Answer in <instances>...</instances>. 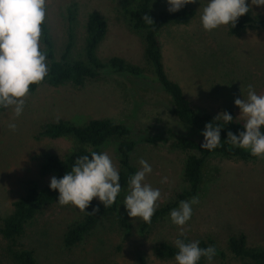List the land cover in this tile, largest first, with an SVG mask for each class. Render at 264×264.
Returning a JSON list of instances; mask_svg holds the SVG:
<instances>
[{"label":"rangeland","instance_id":"obj_1","mask_svg":"<svg viewBox=\"0 0 264 264\" xmlns=\"http://www.w3.org/2000/svg\"><path fill=\"white\" fill-rule=\"evenodd\" d=\"M135 1L47 0L45 25L57 57L67 41L68 9H73L75 16L73 59L83 57L86 20L90 13H97L107 23V33L97 47L98 58L107 61L120 57L142 68L149 80L106 74L81 87L41 85L25 98L19 118L11 120L10 109L6 111L8 115H0V228L2 220L11 214L13 203L24 196L31 182L40 187L50 184L53 175H40L44 158L55 155L62 159L76 148L71 139L40 135L44 125L57 121L82 125L92 119H108L129 127L131 139L136 142L132 163L138 171L139 160L147 161L152 172L146 182L161 192L156 210L173 205L177 194L186 188V154L174 147L166 130L172 128L182 134L187 130L170 115L169 98L152 80L151 68L144 59L143 40L129 27L125 9L132 8ZM206 3L207 0H197L185 5L194 11L193 18L185 25L161 31L164 68L198 112L217 116L231 110L238 119L240 109L234 101L247 97L249 84L258 95H264V32L247 28L231 35L228 25L206 32L200 20ZM247 3L251 5V0ZM167 8V0H155L151 6L154 14ZM249 13L264 20V6H253ZM40 46L44 52L42 35ZM9 122L16 123L14 132L9 130ZM116 149L115 143L109 142L102 152H107L118 168ZM164 177L167 183H161ZM126 194L127 191L124 197ZM197 196L199 203L192 206L193 214L184 226L183 237L190 242L211 237L225 252L227 264H249L230 254L227 240L242 233L247 246H264V159L211 158L204 167ZM92 201L100 203L98 198ZM123 201L122 212L131 223L129 233L123 232L114 219L101 220L80 243L66 249L62 237L71 224L83 219V213L72 205L61 207L57 201L26 227L19 243L33 251L37 264H176L175 259L161 260L154 252L160 243L175 245L180 237V229L170 220V211L179 203L142 234L141 219L129 217ZM8 245L0 234L1 264H15L8 257ZM204 264L221 261L213 258Z\"/></svg>","mask_w":264,"mask_h":264},{"label":"trees","instance_id":"obj_2","mask_svg":"<svg viewBox=\"0 0 264 264\" xmlns=\"http://www.w3.org/2000/svg\"><path fill=\"white\" fill-rule=\"evenodd\" d=\"M155 0H136L132 8L125 9L129 20L130 29L141 36L144 43V59L150 66L153 81L166 94L170 102L169 113L173 116L187 132L178 133L168 128L166 133L173 140L174 147L186 154L183 166V180L186 188L177 194V201L171 205L155 211L150 224L141 220L139 231L145 233L159 218H163L173 206L181 201H186L198 195L202 181L203 171L207 162L213 157L226 159H238L243 161L255 160L250 152L233 146L227 139V133L239 134L244 131L243 122L239 121L234 112L226 111L233 117L231 123L226 124L223 119L215 120L217 117L208 112H198L185 97L179 84L171 80L164 68L162 60L161 44L159 35L168 26H179L187 24L194 16V11L183 7L180 11L170 13L162 10L154 14L151 10ZM73 9H68L67 41L63 52L59 57L55 55L53 43L50 39L45 23L42 25V43L47 56L48 75L38 85H30L29 93L34 92L41 85L58 87L71 84L75 87L83 86L87 81L97 80L106 74L125 76L136 80H149V77L139 66L130 64L120 57H111L102 61L97 56V47L107 33V23L97 13H90L86 20L83 57L73 59L71 53L74 47L73 22L75 21ZM151 17L153 23L149 22ZM247 28H259L264 32V20L252 16L249 12L239 17L234 28L228 25L231 35H237ZM0 109V113L6 112ZM213 122L214 125L222 127L220 132V145L213 150L201 147L204 137L201 133L205 125ZM264 132V128L261 129ZM1 132V127H0ZM131 129L123 124L108 119H92L82 125H75L66 121H57L43 126L40 135L49 139L68 138L76 143V148L60 159L55 155H48L40 166V175H53L57 179L62 178L71 171L75 160L83 155L91 158L92 152H102L105 144L113 142L116 145L118 171L121 192L118 194L113 205L105 208L102 203L92 201L83 213V219L71 224L62 237V244L66 249L73 248L80 243L84 237L91 232L101 220L114 219L119 228L129 233L131 223L122 212L121 205L125 192L128 189L130 176L137 172L133 165L131 156L136 148V142L131 139ZM59 192L50 189V184L44 187L31 182L24 196L13 203L10 215L2 220L0 228L1 237L9 243L7 247L8 257L15 264H37L33 251L19 243L20 237L42 210L58 201ZM99 208L95 216H91L93 208ZM88 212V213H87ZM185 242H190L185 237H179ZM201 248L214 246L216 253L213 258H218L221 264H227L226 254L211 237L198 240ZM230 254L239 260L249 264H264V246L252 248L247 246L246 236L238 234L230 236L227 240ZM178 250L175 245L162 242L155 248V256L161 260L175 259ZM208 261L201 258L198 264ZM1 264V261H0ZM140 264H146L141 261Z\"/></svg>","mask_w":264,"mask_h":264},{"label":"clouds","instance_id":"obj_3","mask_svg":"<svg viewBox=\"0 0 264 264\" xmlns=\"http://www.w3.org/2000/svg\"><path fill=\"white\" fill-rule=\"evenodd\" d=\"M197 0H167L170 13L180 11L185 5ZM47 0H0V109L11 110V120L19 118L25 107V98L29 95L30 85H38L48 75L47 56L41 50L40 38L42 25L46 18ZM264 6V0H207L200 17L203 29L211 32L220 26H236L239 17L252 10V7ZM149 18V17H146ZM149 22L153 23L151 17ZM247 97L236 98L235 106L240 109L238 119L244 121V131L239 134L227 133L228 141L240 149L250 152L251 156L264 159V95H258L253 86H247ZM241 91V89H240ZM242 93V91H241ZM0 115H8L7 112ZM223 119L228 124L233 117L221 112L214 121ZM8 128L15 131L16 123L9 122ZM222 127L209 122L201 133L204 142L201 147L213 150L220 145ZM140 169L128 180V190L123 204L131 218L139 217L150 224L159 207L161 192L146 182L152 167L144 159L139 160ZM120 176L112 157L107 152H92L91 158L83 155L75 160L71 171L62 178L53 176L50 189L59 192L58 205H72L80 213L90 206L94 198L105 208L113 205L121 192ZM167 183V177L161 180ZM199 203V197L190 201H181L170 211L171 223L177 226L179 236L185 235L184 226L192 217V206ZM99 212L93 208L91 216ZM178 252L176 264H198L201 258L212 261L216 249L214 246L201 248L200 242H185L177 238L174 241Z\"/></svg>","mask_w":264,"mask_h":264}]
</instances>
